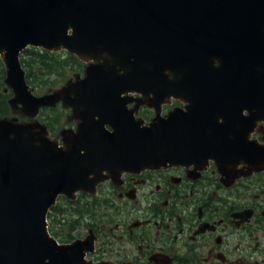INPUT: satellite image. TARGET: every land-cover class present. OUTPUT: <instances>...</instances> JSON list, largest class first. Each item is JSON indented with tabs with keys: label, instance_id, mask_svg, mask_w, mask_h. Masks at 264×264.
Returning <instances> with one entry per match:
<instances>
[{
	"label": "water",
	"instance_id": "obj_1",
	"mask_svg": "<svg viewBox=\"0 0 264 264\" xmlns=\"http://www.w3.org/2000/svg\"><path fill=\"white\" fill-rule=\"evenodd\" d=\"M29 46L75 55L83 75L35 94L20 61ZM0 58L13 107L36 118L61 103L78 119L60 143L39 120L0 118V264H81L80 242L58 245L47 213L105 171L257 162L242 110L264 114V0H0ZM171 97L184 107L162 116ZM132 100L154 109L150 123Z\"/></svg>",
	"mask_w": 264,
	"mask_h": 264
},
{
	"label": "flooded vegetation",
	"instance_id": "obj_2",
	"mask_svg": "<svg viewBox=\"0 0 264 264\" xmlns=\"http://www.w3.org/2000/svg\"><path fill=\"white\" fill-rule=\"evenodd\" d=\"M5 79L0 59V118L39 120L10 104L13 92ZM177 106L184 103L171 97L160 113ZM127 107L144 124L156 114L136 100ZM63 111L69 114L64 126L74 129L78 119L72 109ZM242 115L251 121L242 124L247 130L242 147L255 153L256 163L221 166L208 158L121 174L105 171L92 191L57 198L48 217L50 235L58 245L80 242L81 264H264V114L244 108Z\"/></svg>",
	"mask_w": 264,
	"mask_h": 264
},
{
	"label": "trees",
	"instance_id": "obj_3",
	"mask_svg": "<svg viewBox=\"0 0 264 264\" xmlns=\"http://www.w3.org/2000/svg\"><path fill=\"white\" fill-rule=\"evenodd\" d=\"M20 60L25 70V77L33 89L43 88L45 86L52 88L68 77V70L81 73L85 63L77 57L67 52H48L40 48L28 47L20 54ZM52 75H56V79H51ZM36 91V90H35ZM38 92V91H36ZM40 111L39 119L46 125L51 135H54L58 129L63 116V112L58 108H51V114ZM53 113V115H52ZM56 208L51 207L47 217Z\"/></svg>",
	"mask_w": 264,
	"mask_h": 264
},
{
	"label": "rangeland",
	"instance_id": "obj_4",
	"mask_svg": "<svg viewBox=\"0 0 264 264\" xmlns=\"http://www.w3.org/2000/svg\"><path fill=\"white\" fill-rule=\"evenodd\" d=\"M68 77L66 78V79H64L63 81H61L60 83H58L56 86H51L52 88H49L48 89V87L47 86H45V87H43V88H37V89H35L36 91H38V92H36L35 90V94H39V93H44V92H46V91H48V90H53V89H56V88H59V87H61L62 85H64L65 83H66V81H68L69 79H72V78H74V76L76 75V72H72L71 70H68ZM77 74H83V71L81 72V73H77ZM56 75H52L50 78L51 79H56ZM31 88H33L32 86H31ZM64 107H67V106H64V105H59L58 106V108L63 112V116H62V118H61V122H60V124H59V129H58V131L55 133V135L57 134V135H59V138L61 137L60 136V130L62 129V128H67L68 127V125H65L64 126V122L66 121V119L69 117V114H64V111H63V109H64ZM50 108H46L45 110H43V111H45V112H47L48 113V115L49 114H51V111L49 110ZM52 115H53V113H52ZM72 115H73V112H72ZM73 117H74V115H73ZM71 119V118H70ZM40 120V119H39ZM17 122V121H16ZM41 123H42V121H40ZM21 123H25V122H21ZM75 129V128H74ZM58 139V138H57Z\"/></svg>",
	"mask_w": 264,
	"mask_h": 264
}]
</instances>
